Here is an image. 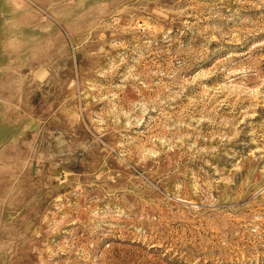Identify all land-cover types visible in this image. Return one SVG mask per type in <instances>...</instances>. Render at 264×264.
I'll list each match as a JSON object with an SVG mask.
<instances>
[{
	"label": "rangeland",
	"instance_id": "obj_1",
	"mask_svg": "<svg viewBox=\"0 0 264 264\" xmlns=\"http://www.w3.org/2000/svg\"><path fill=\"white\" fill-rule=\"evenodd\" d=\"M0 264H264V0H0Z\"/></svg>",
	"mask_w": 264,
	"mask_h": 264
}]
</instances>
